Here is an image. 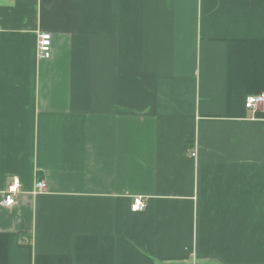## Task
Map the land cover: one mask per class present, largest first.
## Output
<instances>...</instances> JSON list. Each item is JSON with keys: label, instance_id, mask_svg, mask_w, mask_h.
Listing matches in <instances>:
<instances>
[{"label": "crops", "instance_id": "0c3cea01", "mask_svg": "<svg viewBox=\"0 0 264 264\" xmlns=\"http://www.w3.org/2000/svg\"><path fill=\"white\" fill-rule=\"evenodd\" d=\"M252 93L264 0H0V264H264Z\"/></svg>", "mask_w": 264, "mask_h": 264}, {"label": "built area", "instance_id": "2783aa9c", "mask_svg": "<svg viewBox=\"0 0 264 264\" xmlns=\"http://www.w3.org/2000/svg\"><path fill=\"white\" fill-rule=\"evenodd\" d=\"M53 37L51 32L42 31L39 34L38 42V54L40 58H49L52 56V45ZM264 105V93H252L246 96L245 106L248 109H257L259 106ZM192 155H196V152H193ZM35 191H43L47 189V183L44 179L37 180L35 183ZM18 179L14 178L5 192L3 205L11 206L16 201V195L20 191ZM147 207V201L142 195H136L132 199L131 209L132 211H142Z\"/></svg>", "mask_w": 264, "mask_h": 264}]
</instances>
